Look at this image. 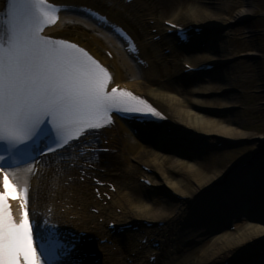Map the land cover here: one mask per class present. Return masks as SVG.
Here are the masks:
<instances>
[{
    "label": "snow or ice",
    "instance_id": "6c2138e0",
    "mask_svg": "<svg viewBox=\"0 0 264 264\" xmlns=\"http://www.w3.org/2000/svg\"><path fill=\"white\" fill-rule=\"evenodd\" d=\"M5 2L0 9V264H85L83 236L65 243L56 224L31 219L28 181L17 189L9 176L25 166L38 175L33 165L85 143L83 137L113 123V112L151 117L149 122L164 117L131 92L109 90L108 69L83 47L44 34L55 23L54 13L63 9L49 0ZM115 32L126 35L120 28ZM10 198L20 201L19 222Z\"/></svg>",
    "mask_w": 264,
    "mask_h": 264
},
{
    "label": "bare ground",
    "instance_id": "6f19581e",
    "mask_svg": "<svg viewBox=\"0 0 264 264\" xmlns=\"http://www.w3.org/2000/svg\"><path fill=\"white\" fill-rule=\"evenodd\" d=\"M223 3L224 0H210L208 3L207 0H194L191 4H189L186 10L182 11V13L172 15L169 21L175 24H185L189 22L198 27H222L227 22H232V20L229 21L226 18L225 21V18H222L224 14L223 12L227 8L224 6ZM208 4L210 7L212 6L215 8L214 12L211 13V10H209L210 7L207 6ZM247 12L248 10L243 6V8H240L237 11L234 18H232L235 19V21L240 18H245L247 17ZM182 17L183 19H181ZM58 25H56L51 31L55 32L57 30ZM165 30H167V28ZM196 44L197 41L194 42V46ZM91 49L95 51L94 48ZM220 52V46H217V48L215 46L214 48L212 44H209L206 47L205 53L202 52L197 53L195 55H190L186 63L190 66L195 67L196 63H198L199 61L202 62L205 60H210L209 63H211V61L215 62L218 60L217 58H219L221 55L214 57L212 56V54H220ZM95 55L97 57L101 56L98 53H95ZM114 59V61H108L106 59L102 60L105 64H108L111 67V70L113 72V80L116 81L115 84H118L122 83V75L120 74L121 70L127 69V67L124 66V61H121V63H119L120 58L117 59L115 56ZM226 75L229 76L227 72ZM187 81L191 82V79L187 78ZM219 81L220 79H218V77L210 76L208 77L206 84L197 85L193 87L191 90H189V95L183 94L180 99H177L174 96L159 91H154L151 87L142 88L138 84L130 85V87L134 89L137 93L143 95L146 94L163 114L171 115L170 118L173 123V126L171 127V132L167 133L163 138H159V147L163 143H168L171 146L167 147V144L165 146V149H169L172 153L175 152L176 154H178L179 152L180 154L184 155L183 158H178L174 153L173 155L160 156V153L157 151L153 153H150L147 150L139 151L143 147L142 142L132 143L130 141H125L123 145L122 152L123 150H127L126 148H128V151L131 148L133 152H138V155L134 156L133 160L136 163L143 164L155 171L154 177H151L152 185L157 186L159 188L162 185H165V187L169 189V193L171 191V193L174 194L169 198V200L163 201L164 204L168 206V209L171 207V204L175 203L179 204L180 208H182L184 212L189 209L194 211V209H196L195 203L196 201H198L199 197L204 196L205 194H210L209 191L213 187L219 186L218 184H222L223 182H225L227 176L229 175V172H220L216 175L208 176L200 167L191 164V162L189 161L194 160L193 155L195 153L196 148L194 147L195 144H191V142L202 144V141H204L206 138H210L212 139L213 143H219L227 139L233 141L242 138L251 139L252 137L250 134L241 133V131H237V128L233 126V124H236L235 120L230 123L229 121L223 119V117L226 116V113H228L225 110L235 107L232 102L227 101L225 99H218L217 97L213 99L200 98L201 96H205L207 94L213 95L218 94V92H230L232 90L231 86L228 85L227 81H223L224 83ZM227 87H230V89H227ZM208 113L212 116H209ZM232 114L234 115V111ZM214 116L217 118H214ZM160 128V130L166 131L165 127ZM172 135H175V139H171ZM263 139L264 138H261L260 141L262 142ZM117 142V139L114 138V143ZM176 144L184 146V149H179ZM189 156L191 157L190 160H186L185 158H189ZM166 161L169 162L171 167L175 166L179 169H183V171L185 172H189L193 178V181L195 182V186L189 187L186 184L185 179L183 178L178 180H172L169 179V177L165 176V174H162L161 170H165L164 167ZM230 169L235 171L234 168ZM131 178L132 174L130 175V179ZM251 180L253 181V179ZM242 183H238L237 185L233 183L228 184H230L229 186H232L233 189L237 188L238 185L242 189ZM144 190L146 191L148 189ZM151 190L149 189L148 192H151ZM237 192H234V197L238 195ZM136 193L133 192L132 194H135L134 197H136L138 204L132 206L131 208H134V212L137 214L138 217L155 223H158L159 221H166V219L170 218L171 215L169 213H171L175 207L172 209V211L170 210L169 213H167V211L169 210H166V208V212H163L160 209L153 207L151 203H149L150 198L147 197V193H145L144 191H137ZM258 194L260 195V193ZM236 200L238 199L236 198ZM239 203V205L242 206V203L240 201ZM245 203L247 204L246 201ZM83 204L86 203H84L83 201ZM245 208L244 212L247 213L246 216L250 220V217L248 216L251 213L250 208L248 206H245ZM234 211V208L229 213L221 209L220 213H222L221 215H223V219L221 218V223H223L224 226L230 224L231 221L236 222L235 231L230 230L227 233L219 235L215 239L208 238L205 244L206 250L204 254L200 257V260L197 264H219L218 262H221V260L228 261L229 264H239L242 261L238 260L237 258H240L239 256L241 254L247 255V257L251 259H256L260 254L264 253V210L260 209L262 213L259 211L258 213L252 212V220L250 221H248L246 216L244 218L243 216L237 214ZM177 214L179 215V213ZM215 214V217L219 216L218 211H216ZM208 219L209 220L206 219V222L211 221L212 218ZM166 222H164V226L166 225ZM155 232H157V237L160 238H163L164 236V238H166L168 236L167 234H165V228H162L159 231L156 226L155 229L153 228L150 231L151 236L154 235ZM131 245L130 243L128 244V247L130 249L133 248V245ZM189 263L194 264V259Z\"/></svg>",
    "mask_w": 264,
    "mask_h": 264
},
{
    "label": "rangeland",
    "instance_id": "374dc122",
    "mask_svg": "<svg viewBox=\"0 0 264 264\" xmlns=\"http://www.w3.org/2000/svg\"><path fill=\"white\" fill-rule=\"evenodd\" d=\"M159 1L161 3H158V0H150L149 2H145H148L147 4L151 8L154 7L158 12L162 11V13L165 14L160 18L161 21L163 18H169V16H172V14H177L180 6H183L181 11L186 10L189 4H191L194 0ZM94 3L95 5H99L104 9H111L113 6H115L113 5V2L106 0H96ZM223 4L227 8L224 10L222 18H227L228 20L232 21L234 20V22L235 19L233 18L240 8H243L244 6L248 10L246 13L247 17L237 20V22L234 23L236 26L231 28V30H228V38L226 37L227 40H225L226 44L224 42H219L221 48L223 47L222 45H225L224 49L222 50H224L225 54H227V56L234 61L229 69L227 68V73L230 77H224L227 78L226 81L228 82V85L231 86L232 90L230 92H218V94L213 95L207 94L205 96H201L200 98L213 99L217 97L218 99H225L232 102L235 107L228 110L226 109L225 111L228 113H226V116L223 117V119L229 121L230 123L235 120L236 124H233V126L237 128V131L250 134L252 137L251 139L242 138L233 141L227 139L219 143H213L212 139L210 138H206L204 141H202L203 144L192 142L191 144H196L194 147L206 146L208 148H205L200 153L194 154V160L192 161L190 160V156L189 158L185 159L190 160L189 162H191V164L200 167L208 176H213L220 172H229L226 182L234 184L236 181L241 182L243 180L244 173L239 174V177L237 175L233 176V170L230 168L250 167L249 172H252L251 175L254 185L260 186L261 184L264 185V139L262 142L260 141L261 138H264V0H224ZM209 10H211L212 13L215 11V8L211 6ZM119 20L121 22H126V24L129 23L134 29L142 25L144 21L141 16H137L134 21L132 20L129 22H127L128 19L125 20V18L121 17ZM137 33L140 35H148L146 31L142 32L141 34V31L137 30ZM164 80L166 81L167 78ZM222 83L224 82L222 81ZM192 87L193 86H189L187 88L182 86L177 87L176 92L170 95H174L175 97L180 96L179 98H181L183 94L188 95V92L192 89ZM227 88L230 89V87ZM179 91L182 93L180 94ZM233 111L234 115L232 114ZM208 115L212 116L209 113ZM214 118L217 117L214 116ZM154 144L155 143H151L149 149L152 151L156 149L157 152L160 153V156L171 153L169 149H165L163 147L159 148V146ZM167 144L168 143H163L161 146L163 145L165 147ZM215 144H219V147H214L213 145ZM169 146L171 145L168 144L167 147ZM176 146H178L179 149H184V146L177 144ZM173 153L178 158H183L184 156L179 154V152V155L175 152ZM133 163L136 165V171L139 173L136 175V179L143 177L141 175L144 173H149L147 175L150 180H152L151 177H154L155 171L151 169L149 170L147 167L146 170H144V168L142 169V167L139 165L137 166L135 162ZM164 168L166 171L161 170V173L165 174V176L169 177V179L178 180L183 178L189 187L195 186V182L193 181V178L189 172H185L183 169H179L175 166L171 167L167 161ZM255 186L253 189H251V193L253 194H256V191H258ZM152 188L153 191L147 194V197L150 198L149 203H151L153 207L166 212L165 208L167 210L168 206H166L163 201L169 200V198L174 194L171 193V191L169 193V189L166 188L165 185H162L160 188L157 186ZM262 193L263 194L261 195H264V192ZM134 201L133 202L135 204L137 199ZM201 203H203L202 206H205L208 210L207 206H210V204L206 203L204 198H202ZM174 205L175 203L171 204V207L168 209L169 211H167V213H169L170 210L172 211ZM176 211L173 210L169 214H176ZM195 218L196 217L194 216V219ZM220 218L221 215L213 217L211 219L212 223L205 221L201 224V222L198 220L194 221L191 226L183 229L182 233H179L182 229L181 225L178 226L176 232L180 237H178L176 242L173 241L174 244H172L173 246L171 245L172 247H170V251H172L173 254L171 260L176 264H184V258H186L187 261L194 259L195 262L198 263L200 257L206 250L205 244L208 240L207 239L203 242L204 234H202V232L206 231L207 227L208 229H214L213 231L215 232V225L220 223ZM206 219L209 220L208 218ZM181 220H183V218H180L176 222L178 223ZM232 231H235V229L232 228ZM227 232L229 231L225 230L220 232L218 235L212 234V236L215 239L219 235ZM182 252L186 255H182ZM176 257L179 258L177 259Z\"/></svg>",
    "mask_w": 264,
    "mask_h": 264
}]
</instances>
